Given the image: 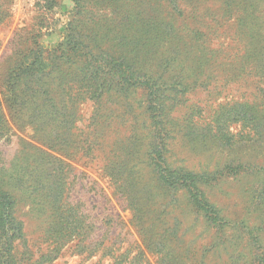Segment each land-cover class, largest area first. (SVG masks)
<instances>
[{
    "label": "trees",
    "instance_id": "obj_1",
    "mask_svg": "<svg viewBox=\"0 0 264 264\" xmlns=\"http://www.w3.org/2000/svg\"><path fill=\"white\" fill-rule=\"evenodd\" d=\"M259 2L233 1L237 43L216 47L201 28L188 29L180 0H88L54 48L34 42L19 55L0 79V137L32 132L22 140L25 174L50 225L47 249L31 264H52L69 249L109 264H151L149 256L156 264H264V87L260 102L220 103L210 114L188 100L236 78L264 82ZM86 104L92 112L80 127ZM176 143L207 153L206 163L190 166ZM213 150L224 153L214 163ZM83 158L101 163L124 200L135 252L93 240L97 222L71 195L72 163ZM231 181L243 196L238 217L219 199ZM6 182L1 173L0 264H20L15 242L25 233Z\"/></svg>",
    "mask_w": 264,
    "mask_h": 264
},
{
    "label": "rangeland",
    "instance_id": "obj_2",
    "mask_svg": "<svg viewBox=\"0 0 264 264\" xmlns=\"http://www.w3.org/2000/svg\"><path fill=\"white\" fill-rule=\"evenodd\" d=\"M180 0L185 11L184 23L188 29L201 28L203 37L212 38V45L218 47L221 42L237 43L234 36L236 24L229 16V8L234 0ZM203 2V3H202ZM88 0H80V7L75 0H0V79H3L8 70L19 59V55L32 47L34 42L54 48L61 42L71 20L76 19L74 14L78 8ZM75 11V12H74ZM256 28L264 37V0H260L256 8ZM79 18V17H78ZM183 19V18H182ZM181 24V20L178 22ZM217 30V31H216ZM224 76L220 78L219 85L224 84ZM264 87L256 77L236 78L227 86L218 91L197 88L188 94L189 104L196 105L203 113L210 114L218 104L234 101L249 100L260 102L257 97L259 88ZM83 118L79 126L89 123L88 117L92 112L90 104L82 106ZM7 117V110L4 108ZM206 116V115H205ZM12 135L0 137V174L7 181L6 188L11 190L16 199V216L23 223L25 233L24 242L17 240L16 254L20 264H31L39 255L46 251V231L50 222L47 213L41 208L42 198L36 193L26 176V154L23 152V141L28 140L32 134L30 129L25 133L14 130ZM176 155L187 159L190 166L198 168V163H206L207 153L194 155L189 150L176 143L173 146ZM256 153V151H255ZM212 163L221 158L224 153L213 150L210 153ZM256 155V154H255ZM259 159L264 158V148L258 151ZM78 158V157H76ZM78 160V159H74ZM72 163L71 195L72 199L80 202L83 208L90 212L98 225L93 240L104 239V246L113 247L116 253L125 249L132 252L140 244L139 237L131 224V213L125 208V202L119 195L114 194L108 185L107 179L100 173L101 163L98 160L87 161L84 158ZM224 188L229 192L220 195L221 206L231 212L232 217L242 215L244 209L240 200L237 183L228 182ZM241 196V198H240ZM42 209V210H40ZM105 224V225H104ZM69 249L63 257L52 264H109V257L99 260V255L85 260L83 256L73 254ZM115 253V254H116ZM151 264H156L155 258L149 256Z\"/></svg>",
    "mask_w": 264,
    "mask_h": 264
}]
</instances>
